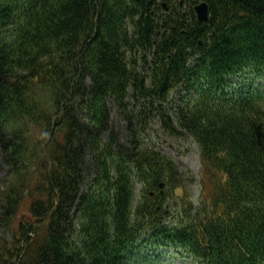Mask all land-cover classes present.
Masks as SVG:
<instances>
[{
  "label": "trees",
  "instance_id": "obj_1",
  "mask_svg": "<svg viewBox=\"0 0 264 264\" xmlns=\"http://www.w3.org/2000/svg\"><path fill=\"white\" fill-rule=\"evenodd\" d=\"M176 1L164 13L160 0H0V264H134L141 240L197 264H264V92L228 90L264 76V0H204L206 23ZM156 120L196 143L195 210L164 213L170 193L189 199L174 161L143 141Z\"/></svg>",
  "mask_w": 264,
  "mask_h": 264
},
{
  "label": "rangeland",
  "instance_id": "obj_2",
  "mask_svg": "<svg viewBox=\"0 0 264 264\" xmlns=\"http://www.w3.org/2000/svg\"><path fill=\"white\" fill-rule=\"evenodd\" d=\"M173 3L174 2L169 1L168 8L172 9ZM188 8H189L188 5L183 7L184 10H187ZM251 80H252V76L245 74V77L240 78V80H238L239 83L234 85L232 88L235 91H240L241 89L247 88V84H251ZM258 82L260 89L264 91V79L258 80ZM179 101H180L179 98L173 96H171V98L169 99L168 104L169 107L171 108L172 117H175V113ZM109 106H110L109 120L111 123L112 130H114L115 137L120 143L126 144L131 138L126 130L124 120L113 105H109ZM38 134L39 131L35 128H32L31 139L33 141V144H37V146H39ZM145 134H147V137H145L146 139L144 140L145 143L161 151L162 153L171 157L174 160L178 168V171L181 173V175H183V178L188 181V187L190 188V193L188 194V197L193 202V204L196 205L198 203L199 193L201 189L200 174L202 173V171H201L200 157L195 143L192 141L191 138L188 139L175 138V137L170 138L159 129V125L156 122H152L148 126ZM39 140L42 141L43 139H39ZM8 171H9V166L4 162L2 152L0 150V196L8 188V183H9L8 179L10 178V176H8ZM89 178L91 181L92 177ZM82 187L83 189H85L86 184H84ZM135 190H137V188ZM166 201L172 203L174 201L176 202V205L180 207L182 206L183 203L182 200L174 194L171 195L170 197H167L165 202ZM27 210H28V200L26 202L25 199L23 203V207H21V210L17 218L18 219L23 218L21 214L22 213L26 214ZM172 213L173 215L176 214V211L173 208H172ZM9 237L10 234L7 236V238ZM152 253H153V247L147 246V243L145 241H142L138 243L137 246L134 248L133 252L130 254V259L134 264L139 263L140 261L144 260L147 256L149 257L153 256ZM156 254H160L159 258L163 262H165V264H195L194 261H192V259L188 257L186 252H182L175 248L162 247L156 252ZM145 261H147V259H145Z\"/></svg>",
  "mask_w": 264,
  "mask_h": 264
},
{
  "label": "water",
  "instance_id": "obj_3",
  "mask_svg": "<svg viewBox=\"0 0 264 264\" xmlns=\"http://www.w3.org/2000/svg\"><path fill=\"white\" fill-rule=\"evenodd\" d=\"M196 11L198 14L199 21H207L208 20V5L204 2L198 6H196ZM160 187H163V184H160Z\"/></svg>",
  "mask_w": 264,
  "mask_h": 264
}]
</instances>
